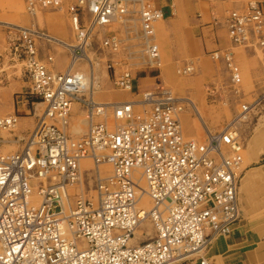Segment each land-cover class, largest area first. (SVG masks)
I'll list each match as a JSON object with an SVG mask.
<instances>
[{
  "label": "built area",
  "instance_id": "built-area-1",
  "mask_svg": "<svg viewBox=\"0 0 264 264\" xmlns=\"http://www.w3.org/2000/svg\"><path fill=\"white\" fill-rule=\"evenodd\" d=\"M62 5L63 0H25L31 14ZM67 11L79 58L93 31L114 21L124 25L134 14L139 23L136 35L119 37L109 31L103 45L115 51L126 40L138 39L137 52L143 58L159 59L155 26L163 12L154 0H76ZM225 24L234 46L264 49V6L259 2L250 0L229 10ZM5 32L0 83L8 69L19 66L29 81L22 96L43 109L31 131L18 139L19 150H0V264H182L195 258L210 264L202 254L210 239L230 233L239 219L244 145L235 122L264 99V90L254 103L242 104L232 122L208 131L199 142L184 136L183 100L166 86L156 83L140 91L131 69L124 63L117 71L110 59L115 86L137 88L139 98L97 102L92 95H79L90 89L84 73L48 68L52 56L39 55L38 31L6 25ZM215 56L225 60L232 83L238 84L240 71L232 52ZM190 70L189 65L182 69ZM75 100L82 104L87 121L78 136L68 132ZM109 108L113 126L107 120ZM18 117H0V132L12 131ZM4 141L11 140L0 135V145ZM83 159L112 167L109 176L94 174V198L73 197L70 192L83 180ZM143 195L150 199L149 208L140 203ZM145 220L151 221L153 235L134 245V232Z\"/></svg>",
  "mask_w": 264,
  "mask_h": 264
},
{
  "label": "rangeland",
  "instance_id": "rangeland-1",
  "mask_svg": "<svg viewBox=\"0 0 264 264\" xmlns=\"http://www.w3.org/2000/svg\"><path fill=\"white\" fill-rule=\"evenodd\" d=\"M75 2L76 0H63V5L59 9L52 7L39 8L34 14H31L27 12L24 0L22 10L29 16V20L23 24H18L35 29V32L38 31V37H36V39L39 40L41 36H48L45 35V33L53 35L52 30L58 29V26L56 24V15L61 14L60 16L62 17V22H65V24L70 30L69 37H58L59 40L62 42H58V40L54 42V46L57 47V49H59L63 53H65L64 67L61 69V71L66 70L67 65L71 60V53L68 47H71V45L72 47L77 45L75 30L72 26L67 11L68 5ZM83 12L84 11L82 10V17ZM125 22L126 23L124 25L126 28L121 22L114 21L109 26H102L96 31L92 32L90 38L87 41V45L80 53L81 57L78 58V61L74 65L75 69L84 73L87 78L86 80L90 84V89H87L79 95H92L93 99L97 102H115L120 100L124 101V99H126V101H133L139 98V90H137V88H135L133 91H128L119 89L115 86L113 82V73L111 71V68L108 67V64L111 63L110 59L114 61L115 68L117 71L120 67H124L126 64V66L131 69L132 75L134 77H139L142 75L145 76L147 72H152L153 74L151 75V80L144 79L145 84H151L150 88L154 87L156 83H160L170 89L174 96L178 98H189L194 103L202 121L198 119L196 112L188 104L184 103V100L182 103L184 109L180 115V120L182 114H186L189 117L191 123L193 124V128L197 131V136H189L184 132L183 128L182 130L184 132L183 134L185 137L202 142L206 139V131L215 132L223 129L225 125L232 122L235 117L240 113L242 104L254 103L257 100L259 93L264 90V71H259L257 75H254L252 74L253 70L247 66L246 73L244 74L243 69H241V63L237 58L239 57L237 55L240 51L241 53H243L242 51H244V49L250 51L252 50L251 48H246L243 46H235L234 48L236 49V58L234 56L233 60L234 62L236 61L235 63L239 67L241 77L240 82H238V84L232 83L231 74L228 70V66L225 60H223L222 58H217L215 56L216 52H211L209 55L210 60L215 66L213 68L209 65L201 64L200 58L179 57L172 58L171 60L169 59V61L171 62V68L168 70V72L162 70V73H159V71L165 67L166 61L161 51L157 33H155V41L159 48L160 65L154 68L147 66L146 63L142 61V59H145V57L143 58L141 56V53L137 52L139 50V47L135 43L138 42V39L126 40L124 43L120 44L117 50H109L103 45V38L106 34L113 32L116 33L119 37H126L127 33V35L134 36L136 35V32H138L139 23L136 15H130ZM158 23L156 24L155 29L157 28ZM81 24H83V21ZM3 29L6 42L5 25ZM128 50L132 52L128 54ZM255 52L258 56H263L262 50L256 49ZM84 55H87V57H83ZM185 65H189L191 67V70L187 72L182 71ZM15 70L20 71V67L17 66V68L15 69L10 68L6 71V74L8 73V75L11 76V74ZM2 82L4 83L5 80ZM3 83H0V85H2ZM144 89L145 88L140 89V91ZM103 95L104 97H106L105 100L102 99L104 98ZM38 106L40 110H37L36 112L40 113L43 109V105ZM136 108L137 110L139 109L138 106H136ZM107 120L108 123L113 126L114 118L112 110L110 108L108 109ZM34 123L35 120L32 123L30 129L33 128ZM19 125L20 119L18 117L17 124L12 129V131L0 132V135L3 139L11 140L10 142L4 141L2 145H0V150L2 152L10 153L19 150V145L22 142L18 139L24 135L17 132V130L19 129ZM235 126L239 135V139L244 145L242 151L243 162L241 166V173L239 176L240 181L241 177L243 176L246 170L245 157L247 155V151L250 149L249 141L251 139L254 140V138L260 133H258V130L264 128V99L261 100L259 103L254 104L253 106L251 105L250 110L243 117H241L238 121L235 122ZM86 127V115L83 111L82 104L79 101L75 100L71 105V115L69 119L68 132L72 135L78 136L86 129ZM205 127L207 128L206 131ZM7 143L9 144L5 145ZM4 147H7V150L10 148L13 150L7 151L4 149ZM81 165L83 171L85 170L83 174V180L81 182L82 192L84 195L94 198L96 193L94 179L95 166L91 159H83L81 161ZM102 165L104 167L105 165L111 167L109 163H103ZM79 189L80 188L76 186L70 189V192L73 197L74 195L76 196V194L79 193ZM153 232L154 228L151 221L145 220L144 226L139 227V229L137 228L135 230L134 235L131 239V243L135 245L143 239L153 235Z\"/></svg>",
  "mask_w": 264,
  "mask_h": 264
},
{
  "label": "crops",
  "instance_id": "crops-1",
  "mask_svg": "<svg viewBox=\"0 0 264 264\" xmlns=\"http://www.w3.org/2000/svg\"><path fill=\"white\" fill-rule=\"evenodd\" d=\"M247 1L250 0H154L163 12L155 29L166 61L159 73L162 70L168 72L171 68L169 59L172 58H200L201 64L212 68L215 66L209 57L211 52L230 50L233 58H236L235 46L227 34L225 16L229 10L241 8ZM253 1L264 6V0ZM23 5L24 0H0V55L6 46L4 25H18L29 20V16L22 10ZM60 15H56L58 29L52 30L53 35L45 33L48 36L36 39L39 55L42 58L49 54L53 56L52 61L46 63L53 71H61L65 60V53L57 49L54 42L60 37L70 36V30ZM242 52H239L237 58L244 74L247 66L253 70L254 75L264 71V49L262 57L253 49H244ZM152 74L147 72L145 76H135L134 83L139 90L151 87V84L144 83V79L151 80ZM6 75L7 80L0 85V116L17 114L20 119L17 132L25 135L36 120L40 104H31L30 100L22 96L28 90L29 81L20 71L15 70L11 76L8 73ZM181 122L187 135H197L189 117L184 113ZM258 133L254 140L249 141L250 149L245 157L246 170L238 185L239 219L230 233L214 235L210 239L202 253L210 264H264V128L258 130ZM182 264L200 263L199 258H195Z\"/></svg>",
  "mask_w": 264,
  "mask_h": 264
},
{
  "label": "bare ground",
  "instance_id": "bare-ground-1",
  "mask_svg": "<svg viewBox=\"0 0 264 264\" xmlns=\"http://www.w3.org/2000/svg\"><path fill=\"white\" fill-rule=\"evenodd\" d=\"M87 14H88V12H87ZM73 26V25H72ZM102 27V26H101ZM73 28H74V26H73ZM58 42H62V41H60V40H58ZM63 44H65V43H63ZM70 46V45H69ZM69 48V51H70V53H71V60H70V62H69V64L67 65V68H66V70H64V71H68V70H70V69H72V68H74V65H75V63L78 61V58H79V56L78 55H76L75 54V47L73 46L72 47V45H71V47H68ZM84 54H86V53H84ZM83 57H87V55H84ZM86 60H88V59H86ZM142 61L143 62H145L146 63V65L148 64V65H150V66H152V67H156L157 65H160V59L157 61V60H150V62H148L147 60H145V59H142ZM156 61H157V63H156ZM180 98H182V100H184V103H186V104H188L195 112H196V115H197V117H198V119H200L201 120V117H200V115L198 114V111H197V109H196V107H195V105H194V103L189 99V98H186V97H180ZM121 101V100H120ZM124 101H126V99H124ZM102 103H111V102H102ZM37 110H40V108H39V106L37 107ZM181 121V120H180ZM202 121V120H201ZM207 130V128L205 127V131ZM183 131V130H182ZM206 133H207V131H206ZM236 134L238 135V132H236ZM197 136V135H196ZM102 165V164H101ZM94 171H95V173H98V174H100L101 176H104L105 175V177L106 176H109V175H111V173H112V167H108V165L106 166L105 165V167L102 165V166H96L95 165V169H94ZM74 187V186H73ZM76 187H78V188H80L79 189V193H78V195H84L83 194V192H82V188H81V183H79L78 185H76ZM141 205L142 206H144L145 208H149L150 207V205H151V202H150V199H149V197H147L146 195H143L142 196V198H141ZM144 226V221L139 225V227H143ZM139 227H138V229H139ZM139 231V230H138Z\"/></svg>",
  "mask_w": 264,
  "mask_h": 264
}]
</instances>
